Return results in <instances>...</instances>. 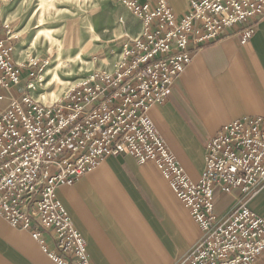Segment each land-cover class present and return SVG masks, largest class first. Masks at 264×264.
Masks as SVG:
<instances>
[{"label": "built area", "instance_id": "2783aa9c", "mask_svg": "<svg viewBox=\"0 0 264 264\" xmlns=\"http://www.w3.org/2000/svg\"><path fill=\"white\" fill-rule=\"evenodd\" d=\"M142 23L120 48L112 73L96 72L60 100L42 103L37 63L13 60V37L0 40V219L29 231L55 264H92L86 243L56 198L106 157L152 162L201 231L177 264H257L264 217L244 204L217 217L213 193L254 198L264 188V118L231 122L204 146V168L192 183L156 133L148 109L163 104L192 54L237 28L241 43L264 18V0H187L181 17L167 0H121ZM7 28V26H4ZM51 243L53 248L48 245Z\"/></svg>", "mask_w": 264, "mask_h": 264}, {"label": "crops", "instance_id": "0c3cea01", "mask_svg": "<svg viewBox=\"0 0 264 264\" xmlns=\"http://www.w3.org/2000/svg\"><path fill=\"white\" fill-rule=\"evenodd\" d=\"M169 3L177 15L186 12L185 0ZM100 10H119L125 35H139L140 22L120 11L126 10L123 5L110 1ZM11 45L15 62L28 61L20 43ZM106 49V56L109 49L118 51ZM148 117L189 181L197 182L204 168V146L222 126L244 117L264 118V18L245 44L233 33L194 52L166 101L150 106ZM56 198L85 241L92 264H177L201 238L199 227L156 165L138 164L129 155L106 157L72 185L58 187ZM239 199L236 190L230 195L216 191L215 214L223 216ZM244 203L264 217V189ZM0 264L55 263L29 231L0 219Z\"/></svg>", "mask_w": 264, "mask_h": 264}, {"label": "rangeland", "instance_id": "374dc122", "mask_svg": "<svg viewBox=\"0 0 264 264\" xmlns=\"http://www.w3.org/2000/svg\"><path fill=\"white\" fill-rule=\"evenodd\" d=\"M110 1L123 5L121 0H0L2 22L7 26V28L3 27L4 32L0 35V40L5 41V33L9 30L10 35L15 39L13 38L8 44L12 47L11 43L14 42V46L20 43L21 49L25 50V56L28 58L25 65L29 61H34L37 63V69L41 68L40 82L35 86L33 95L42 103H52L62 99L69 90L96 72L112 73L115 70V61L122 58L120 55L122 43L139 37L142 32V23L130 9L123 5L126 10L120 11L131 14L140 22L139 35L135 38H129L125 35V21L119 14V10H100L106 2ZM137 1L140 3L139 5H144L141 4L143 1L146 2V0ZM185 1L187 6V0ZM167 7L178 18L186 13L184 12L182 15L174 13L169 0H167ZM233 29L231 28L230 31L226 32L225 38L233 33L239 35L236 32H231ZM77 41L78 46H75ZM106 47L118 48V51L112 52L109 49V56H106V54L104 55ZM76 53L81 54L80 60L71 64L69 68H54L58 59L59 62H65L67 54L73 56ZM54 73L57 74L56 77ZM23 77L24 75L21 76V78ZM239 196L241 199L224 215L231 213L240 204L245 205V199H253L243 198L240 193ZM257 264H264V254Z\"/></svg>", "mask_w": 264, "mask_h": 264}, {"label": "bare ground", "instance_id": "6f19581e", "mask_svg": "<svg viewBox=\"0 0 264 264\" xmlns=\"http://www.w3.org/2000/svg\"><path fill=\"white\" fill-rule=\"evenodd\" d=\"M79 41V40H78ZM78 41L76 42V45L75 46H78ZM84 46H85V44H84ZM82 48H83V46H82ZM82 50V49H81ZM81 54H78V53H76L75 55H69V54H67V56H66V61L65 62H59V59L57 60V63H56V65H55V69H60L61 67L62 68H69L70 67V65L71 64H74V63H76L77 61H79L80 60V56ZM12 56H13V53H12ZM14 60V59H13ZM17 63V62H16ZM17 64H19V65H24V67L22 68V70H21V74H23V72H24V74H26V72H27V69H26V67H25V63H17ZM54 76L56 77L57 76V74L56 73H54ZM41 79H42V77H41Z\"/></svg>", "mask_w": 264, "mask_h": 264}]
</instances>
